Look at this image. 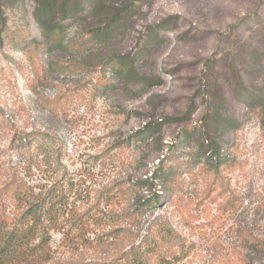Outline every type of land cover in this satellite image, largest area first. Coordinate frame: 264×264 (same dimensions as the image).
<instances>
[{
	"label": "rangeland",
	"instance_id": "1",
	"mask_svg": "<svg viewBox=\"0 0 264 264\" xmlns=\"http://www.w3.org/2000/svg\"><path fill=\"white\" fill-rule=\"evenodd\" d=\"M13 175L48 209L14 264H264V0H0ZM27 204L0 203V246Z\"/></svg>",
	"mask_w": 264,
	"mask_h": 264
},
{
	"label": "trees",
	"instance_id": "2",
	"mask_svg": "<svg viewBox=\"0 0 264 264\" xmlns=\"http://www.w3.org/2000/svg\"><path fill=\"white\" fill-rule=\"evenodd\" d=\"M73 7L64 5L61 9L56 10V8H44L39 7V9L36 12V18L37 22L41 27L46 26V23L52 22L56 17L57 13H61V20H67L69 19L73 14ZM59 26V23L56 24ZM164 26H161L163 28ZM53 35H59L61 33L60 30L55 29L51 32ZM49 35V34H48ZM121 66L125 69H128V74L133 75L135 73V68L131 64H124V62H120ZM154 127V126H152ZM151 127V128H152ZM150 127L146 129V131H150ZM19 135V134H18ZM43 136V135H42ZM145 137L144 133L141 132V137L139 139H143ZM36 140V138H32L30 135L22 134L18 136H15L13 141L14 144H21L25 145V143H30L31 141ZM20 147V145H19ZM211 153H213V157H218L220 154V149L213 148L211 150ZM153 182L156 180V177H153L151 179ZM149 182V179H146L143 181V184H146ZM27 200L28 204L23 210V213L21 214L20 222H24V224H20L19 226H15L13 229V232L11 233V236L7 241H5L0 246V262L3 264H14L18 260H25L24 255L22 254L23 248L28 247V244L31 243L30 239L39 233L42 235V242L41 245L47 244L48 242V230L47 226L45 225L46 221H43L44 213L48 211L46 209L47 202L45 199H43V196L41 195H35L33 193H29L26 184L21 179H16V177L13 175L11 180L3 186V188L0 191V203H3V201H12L13 203L16 201H23ZM145 203V202H144ZM138 204L135 206V208L132 210V212L127 214V218H131L132 221L136 222V224H139L142 221V215L144 211V207L147 204ZM158 203V202H157ZM13 223V222H12ZM28 250H33L28 249ZM25 252V250H24ZM11 253V254H10ZM17 254L22 255V258H19ZM33 255V254H32ZM32 257V256H31ZM29 257L27 261L33 262L31 260L32 258ZM34 257V256H33ZM134 257V258H133ZM132 260L134 264H144L145 259L142 255L137 256V254L133 255ZM132 263V264H133Z\"/></svg>",
	"mask_w": 264,
	"mask_h": 264
}]
</instances>
